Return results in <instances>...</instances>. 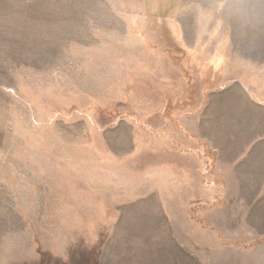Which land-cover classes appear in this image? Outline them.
<instances>
[{
	"label": "rangeland",
	"instance_id": "rangeland-1",
	"mask_svg": "<svg viewBox=\"0 0 264 264\" xmlns=\"http://www.w3.org/2000/svg\"><path fill=\"white\" fill-rule=\"evenodd\" d=\"M263 16L0 0V264H264Z\"/></svg>",
	"mask_w": 264,
	"mask_h": 264
},
{
	"label": "crops",
	"instance_id": "crops-1",
	"mask_svg": "<svg viewBox=\"0 0 264 264\" xmlns=\"http://www.w3.org/2000/svg\"><path fill=\"white\" fill-rule=\"evenodd\" d=\"M262 20H263L262 23L264 24V16H263V19ZM262 42L264 44V40H262ZM258 49H260V48L258 47ZM253 50H255V49H253ZM250 52L251 51L248 50V54L247 55H249ZM244 57L246 58V57H251V56H244ZM257 58L258 59H261L260 62H257V64H258V66L261 67L262 71H261V69L260 70H257V71L255 70L254 73H253L254 74V77L253 78L255 79L258 76H260V75L255 76L256 73L257 74H261V78H259L257 82H252L251 84L249 82L248 84H250V86L245 85V81L246 80H247V82H248V80H251V74L249 72H247L246 75H245V73L243 75H241L240 79H237L236 82L239 85L240 89H242L244 91L245 96L248 99H250V102L252 104H255L256 106H260V108H261L262 105H264V102H257V101H255V99L252 98V95H250V92L249 91H250L252 85H258L260 83L261 86H262V88H263V85H264V72H263V70H264V45H263V48L261 49V56H258V57L254 58V59H257ZM244 87H246L247 89H245ZM253 87L256 88V86H253ZM245 91H247V92H245ZM238 92L240 93V91H238ZM257 108H259V107H257Z\"/></svg>",
	"mask_w": 264,
	"mask_h": 264
}]
</instances>
